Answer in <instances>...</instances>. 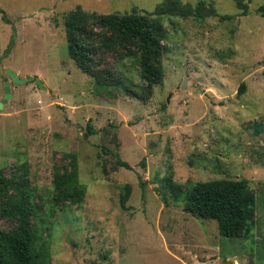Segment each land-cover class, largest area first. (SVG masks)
Instances as JSON below:
<instances>
[{
	"label": "rangeland",
	"instance_id": "1",
	"mask_svg": "<svg viewBox=\"0 0 264 264\" xmlns=\"http://www.w3.org/2000/svg\"><path fill=\"white\" fill-rule=\"evenodd\" d=\"M164 1L0 0V102L7 82L12 93L0 169L26 171L38 264H264V0H182L213 5L204 19L154 14ZM77 6L164 24V79L149 96L132 59L105 55L115 75L101 87L71 58L65 15ZM66 153L78 156L82 204L53 203ZM221 178L249 180L248 235L223 236L217 220L185 210L194 184Z\"/></svg>",
	"mask_w": 264,
	"mask_h": 264
},
{
	"label": "trees",
	"instance_id": "2",
	"mask_svg": "<svg viewBox=\"0 0 264 264\" xmlns=\"http://www.w3.org/2000/svg\"><path fill=\"white\" fill-rule=\"evenodd\" d=\"M2 10L0 9V12ZM244 12H247L245 6ZM154 14L178 15L184 18L204 19L217 16L213 5H196L182 0H165ZM232 16H221L222 20ZM66 38L69 54L83 72L92 76L97 85L107 87L114 79L112 67H104V56L111 53L117 61L132 59L138 64L142 91L149 96L164 79L163 56L167 30L164 24L146 11L138 13L100 14L81 6L65 15ZM242 83L239 93L245 91ZM118 164L131 169L118 154ZM66 164L55 169L53 203L82 204L87 195L80 180L76 153L65 154ZM131 186H125L122 204L125 206ZM256 197L246 178H221L198 181L189 191L185 210L191 214L214 219L221 235L239 237L251 232L256 214ZM37 204L26 171L7 176L0 169V264H38L41 253L37 248L38 234L33 225ZM13 223L6 228L2 221Z\"/></svg>",
	"mask_w": 264,
	"mask_h": 264
},
{
	"label": "water",
	"instance_id": "3",
	"mask_svg": "<svg viewBox=\"0 0 264 264\" xmlns=\"http://www.w3.org/2000/svg\"><path fill=\"white\" fill-rule=\"evenodd\" d=\"M9 74L16 80V82H19V83H25L27 80L31 81L33 79V77H30L28 79H20L18 77V74L9 70ZM39 84L41 87H43V83L42 81L39 80ZM5 95H4V98L3 100L0 102V108H3L4 106V103L8 102V100L11 98L12 96V93H11V85L9 82H7L5 84Z\"/></svg>",
	"mask_w": 264,
	"mask_h": 264
}]
</instances>
